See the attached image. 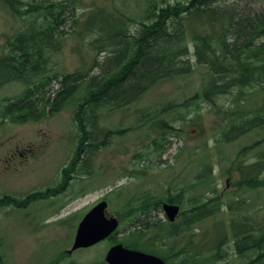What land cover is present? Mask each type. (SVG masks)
<instances>
[{"label":"rangeland","instance_id":"obj_1","mask_svg":"<svg viewBox=\"0 0 264 264\" xmlns=\"http://www.w3.org/2000/svg\"><path fill=\"white\" fill-rule=\"evenodd\" d=\"M176 1L18 0V9L14 13L4 0H0V57L7 55L11 37L53 22L59 33L53 44L42 48L41 61L36 63L35 56L32 58V67L34 64L38 66L31 70L32 76L28 79L33 80L31 85L37 86L51 79L43 89L39 88L41 93L38 95L51 101L58 94L62 75L80 70L88 77L100 76L105 69L103 64L107 54L100 52L101 34L95 27L96 21L90 28L85 26L94 11L111 15L115 22L123 17L126 29L123 31L127 38L133 39L141 22L152 19V16L148 17L149 11L173 8L169 5L176 4ZM226 1L235 0L218 2L225 4ZM181 3L187 1L181 0ZM184 39L188 42V54L179 56V59L195 63L194 38L189 34ZM117 46L103 47L113 53ZM207 69L206 65L196 63L188 73L156 83L137 101L121 109L98 107L93 119L88 121L87 114L78 111L79 105L74 98L59 110L37 120L15 122L10 116L0 118V141L9 142L5 145H17L21 151L29 144L37 149L31 157L29 153L26 160H19L18 172L0 175V197L6 189L20 191L33 185L43 189L39 196L51 197L61 193L68 201L67 188L82 191L79 198L63 208V199H37L22 208L0 204L2 264H105L102 260L105 261L106 251L112 243L128 238L138 223L149 228L148 222L166 221V214L160 206L162 200L178 196L183 211L178 224L188 220L190 208L200 201L223 190H237L239 175L236 170L231 173V168L237 162L239 151L259 139L260 128L245 130L250 125L248 123L240 128L242 134L232 130L226 138L218 140L222 129L229 127L230 119L218 116L210 102L197 96V92L203 89L207 72L209 75ZM27 87V81L18 79L0 83V110L1 102L23 97ZM237 95L238 87L235 86L231 92L219 94L216 103L231 114L235 108L241 107L234 102ZM259 98H253L248 106L257 104ZM169 102L172 103L167 108L162 107ZM156 113L161 115L158 117ZM149 115L167 121L179 131L170 133L166 130L168 135L164 139L162 130L155 123L146 122ZM87 122L88 131H93L91 144L83 137ZM4 149L0 148V160L8 153ZM257 151L249 149L243 154L245 161H252ZM73 153L76 156L71 160ZM204 175L207 177L203 187L208 188L202 190L197 184ZM48 184L52 188H45ZM244 189L255 202L253 205L264 202V187ZM104 195L110 201V212H119L123 219L116 236L113 240L79 248L67 255L65 251L73 245L87 208ZM260 208L254 206L253 214L257 215ZM222 218H225L224 211L218 216L206 217L194 231L198 235L214 231ZM163 247L169 251L168 257L176 258L173 254L178 251V241L172 251L169 245ZM193 249L198 250L195 244ZM229 252L228 259L232 264H243L240 257H235L234 243H231Z\"/></svg>","mask_w":264,"mask_h":264},{"label":"trees","instance_id":"obj_2","mask_svg":"<svg viewBox=\"0 0 264 264\" xmlns=\"http://www.w3.org/2000/svg\"><path fill=\"white\" fill-rule=\"evenodd\" d=\"M186 1L184 4L178 0L176 4L169 5L173 8H161V12L149 11L148 17L152 16V19L141 22L133 39L127 38L123 31L126 30L123 17L115 22L111 15L101 10L94 11L85 26L90 28L96 21L95 27L101 34L98 39L102 42L100 52L107 54L102 74L88 77L87 73L77 70L62 75L58 94L51 101L44 96L38 97L41 93L39 88L43 89L51 79L38 86L30 83L24 96L10 99L0 115L21 122L38 119L59 110L72 98L79 105L78 111L87 114V121L93 119L100 106L121 109L137 101L156 83L186 74L191 67L194 68L189 61L179 59L188 52V42L184 38L192 34L197 63L206 65L209 70L202 83L203 89L197 92V96L210 102L214 112L221 115L223 112L216 103V97L238 85L241 107L231 113L230 129H239L242 134L240 128L249 123L245 130L260 128L261 136L242 148L237 162L233 163L231 173L236 170L239 175L237 190L200 201L190 208L188 220L178 222L179 225L175 222H148L150 235L140 228L131 233L125 243L159 254L170 264H232L228 256L229 247L234 243L235 257H240L243 264H264V202L253 205L255 202L250 200L244 189L264 187V146L260 148L264 144V97L260 105L248 106L257 93L256 88L264 91V41L255 43L257 38L264 37V0H235L225 4H220L219 0ZM7 3L15 13L18 1L7 0ZM181 8L182 11L179 10ZM58 33L55 24L49 22L11 37L7 55L0 57L1 82L25 78L24 69L29 71L27 67L31 65L32 58L35 56L36 63L41 61L42 48L53 44ZM111 44L118 45L113 53L103 47ZM26 76L25 80L31 77ZM34 94L36 97L33 98ZM171 103L162 107L167 108ZM156 115L159 117L161 114ZM146 122L155 123L162 130L164 139L168 131L173 133L174 128L163 119L149 115ZM88 125L89 122L83 137L86 143L91 144L92 131H88ZM249 149L258 151L252 161L246 162L243 154ZM170 201L178 202V198L171 197ZM250 206L262 208L256 215ZM221 210L225 218L218 221L217 229L202 235L194 231L203 219L218 216L223 213ZM176 241L179 242L178 251L173 254L176 258L168 257L169 251L163 246L169 245L172 251Z\"/></svg>","mask_w":264,"mask_h":264},{"label":"water","instance_id":"obj_3","mask_svg":"<svg viewBox=\"0 0 264 264\" xmlns=\"http://www.w3.org/2000/svg\"><path fill=\"white\" fill-rule=\"evenodd\" d=\"M107 202L103 201L91 209L80 222L73 248L85 247L103 239L118 226L117 218H107L105 210ZM163 207L171 221L179 213L180 206L173 203H164ZM108 264H167L157 255L138 249H132L117 244L106 255Z\"/></svg>","mask_w":264,"mask_h":264},{"label":"flooded vegetation","instance_id":"obj_4","mask_svg":"<svg viewBox=\"0 0 264 264\" xmlns=\"http://www.w3.org/2000/svg\"><path fill=\"white\" fill-rule=\"evenodd\" d=\"M5 144H9V142L0 141V148H5L4 150H8V153L5 154V158H3V160H0V175L2 174L9 175L18 172V170L20 169V164H18L19 160H26L29 153H31L32 151H34L33 153H36L35 150H37L32 146V144H29L30 146L24 148L25 150L23 151H21L20 147L17 145H12V144L5 145ZM48 189H50V187H48ZM66 192L67 194H70L68 195V198H70L69 202H65L67 200L63 196H61V193L55 194L51 197L42 196V199L52 200V201L57 199H63L64 204L61 205V207H63L71 203L76 198H79L82 194L81 189L72 190V188H67ZM6 196L7 199L5 201H8V203L6 204L7 207L21 208V207H26L31 203L30 194H26L24 197H20L14 194L11 195L6 194ZM94 205L95 203L90 208H92ZM108 206H109V202H108Z\"/></svg>","mask_w":264,"mask_h":264},{"label":"bare ground","instance_id":"obj_5","mask_svg":"<svg viewBox=\"0 0 264 264\" xmlns=\"http://www.w3.org/2000/svg\"><path fill=\"white\" fill-rule=\"evenodd\" d=\"M35 62V61H34ZM33 63V62H32ZM105 80V79H104ZM99 88V87H98Z\"/></svg>","mask_w":264,"mask_h":264}]
</instances>
